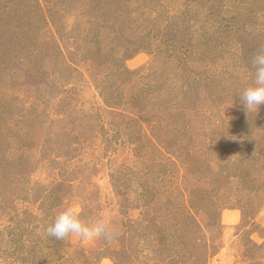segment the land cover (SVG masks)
I'll use <instances>...</instances> for the list:
<instances>
[{
  "label": "rangeland",
  "instance_id": "obj_1",
  "mask_svg": "<svg viewBox=\"0 0 264 264\" xmlns=\"http://www.w3.org/2000/svg\"><path fill=\"white\" fill-rule=\"evenodd\" d=\"M261 49L264 0H0V264H264Z\"/></svg>",
  "mask_w": 264,
  "mask_h": 264
},
{
  "label": "clouds",
  "instance_id": "obj_2",
  "mask_svg": "<svg viewBox=\"0 0 264 264\" xmlns=\"http://www.w3.org/2000/svg\"><path fill=\"white\" fill-rule=\"evenodd\" d=\"M251 64L255 69L253 81L238 92L240 102L248 116L250 113L257 114L261 106H264V49L252 56ZM81 211L82 206L79 204L59 211L53 222L46 227V235L57 240L75 237L85 244H91L103 238L110 239L115 234L109 215L100 214L84 219Z\"/></svg>",
  "mask_w": 264,
  "mask_h": 264
},
{
  "label": "trees",
  "instance_id": "obj_3",
  "mask_svg": "<svg viewBox=\"0 0 264 264\" xmlns=\"http://www.w3.org/2000/svg\"><path fill=\"white\" fill-rule=\"evenodd\" d=\"M196 240L200 242L201 246H204L206 244L205 242L201 243V241H203L202 237L196 238Z\"/></svg>",
  "mask_w": 264,
  "mask_h": 264
}]
</instances>
